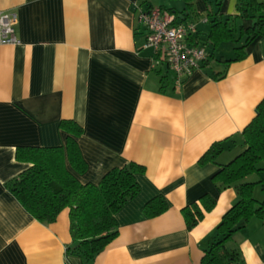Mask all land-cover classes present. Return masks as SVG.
I'll use <instances>...</instances> for the list:
<instances>
[{
	"label": "crops",
	"instance_id": "0c3cea01",
	"mask_svg": "<svg viewBox=\"0 0 264 264\" xmlns=\"http://www.w3.org/2000/svg\"><path fill=\"white\" fill-rule=\"evenodd\" d=\"M236 0H0V12L17 14L16 45H0V264H83L70 252L69 210L52 224L33 219L7 185L30 165L18 147L65 144L59 124L81 129L77 145L87 168L82 185L133 163L137 195L114 216L117 235L92 264H200L216 241V228L237 198L213 177L242 152L241 133L264 99V36L249 43L245 57L229 64L240 47ZM172 9L180 25L194 24L206 44L212 15L229 18L236 43H223L206 64L174 87L172 73L146 47L139 11ZM207 45V44H206ZM229 47V51L226 49ZM227 50V52L225 51ZM219 143L216 163L199 164ZM264 181V173L242 182ZM215 201L206 212L201 198ZM257 201L264 194L255 189ZM154 198L166 210L149 217ZM203 218L188 230L183 210ZM227 249L241 264H264V219L253 218L233 233Z\"/></svg>",
	"mask_w": 264,
	"mask_h": 264
},
{
	"label": "trees",
	"instance_id": "16d2710c",
	"mask_svg": "<svg viewBox=\"0 0 264 264\" xmlns=\"http://www.w3.org/2000/svg\"><path fill=\"white\" fill-rule=\"evenodd\" d=\"M181 1L191 8L192 0ZM239 19L250 20L252 24L246 30H238L239 39L244 38L240 47L234 48L232 60H219L229 64L245 57L246 46L260 36H264V0H236ZM175 15L176 23L182 13L164 9ZM207 46L214 49L223 43H236L230 19H222L215 12L212 15ZM180 21V22H179ZM212 57L213 54L209 53ZM60 130L65 133L64 146L54 148L18 147L16 159L30 167L8 183L11 195L24 210L37 222L49 225L55 222L65 209L69 210V229L72 240L70 252L81 258L83 264H92L116 237L115 214L139 192L135 176L143 169L133 163L121 169L107 172L97 185H82L77 175L85 172L77 138L82 129L73 121H61ZM242 152L231 162L221 166L213 181L222 185L221 189L234 187L237 198L231 208L222 216L216 228L217 239L204 252L200 264H241L239 255L227 249L233 233L251 219H264V200L257 201L254 192L257 187L264 194V181L256 183L242 182L253 174L264 173V99L256 108L255 117L241 133ZM223 150L219 143L213 144L199 160V164L216 163ZM204 209L209 212L215 201L201 198ZM163 199L154 198L148 202L144 211L149 217H155L166 210ZM183 218L188 230L194 228L203 218V213L195 206L183 210Z\"/></svg>",
	"mask_w": 264,
	"mask_h": 264
},
{
	"label": "built area",
	"instance_id": "2783aa9c",
	"mask_svg": "<svg viewBox=\"0 0 264 264\" xmlns=\"http://www.w3.org/2000/svg\"><path fill=\"white\" fill-rule=\"evenodd\" d=\"M17 14L0 12V45H16ZM139 24L146 31V47L153 50L157 62L172 73L179 87L194 71L209 60L207 45L199 43L194 24L176 23L175 15L161 8L139 11Z\"/></svg>",
	"mask_w": 264,
	"mask_h": 264
},
{
	"label": "rangeland",
	"instance_id": "374dc122",
	"mask_svg": "<svg viewBox=\"0 0 264 264\" xmlns=\"http://www.w3.org/2000/svg\"><path fill=\"white\" fill-rule=\"evenodd\" d=\"M226 49L229 51V47H226ZM225 49V51L227 52V50Z\"/></svg>",
	"mask_w": 264,
	"mask_h": 264
}]
</instances>
